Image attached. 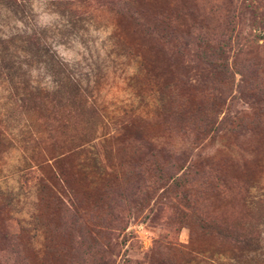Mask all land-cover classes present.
Segmentation results:
<instances>
[{
    "label": "rangeland",
    "instance_id": "374dc122",
    "mask_svg": "<svg viewBox=\"0 0 264 264\" xmlns=\"http://www.w3.org/2000/svg\"><path fill=\"white\" fill-rule=\"evenodd\" d=\"M261 197L264 0H0V264H239Z\"/></svg>",
    "mask_w": 264,
    "mask_h": 264
},
{
    "label": "trees",
    "instance_id": "16d2710c",
    "mask_svg": "<svg viewBox=\"0 0 264 264\" xmlns=\"http://www.w3.org/2000/svg\"><path fill=\"white\" fill-rule=\"evenodd\" d=\"M79 1L82 2L83 0H79ZM43 61L46 65L57 64L58 66H61L63 64L62 60L60 59L56 60L54 57L53 58L49 57V60H43ZM62 73L60 74L62 75ZM54 75L57 74L55 72H51L49 74V77L52 79L49 80V82L47 81L43 83L40 82V85L37 87V91L41 95L46 93L50 94L57 88H59L60 90L63 86H69L70 84L75 86L76 85L78 86V84H80L79 79L72 74H68V73L64 74L63 76L64 78H61L59 80H55L53 78ZM84 91L86 92V89H84ZM90 99L91 96H89L87 92L85 95L81 96V100L83 101L84 104H93L91 103L92 99L91 100ZM159 105L156 106L151 105V106H154V108L161 110V105L160 106ZM143 114L144 113L141 112L140 109H138V113H137L138 118L143 117ZM146 114H148V112ZM121 128L124 129V127ZM142 138L143 137L141 136L140 139ZM208 186L214 188L219 194H221L222 192L225 193L226 192L225 190L228 191L233 190V186L228 184V182L224 181V179L222 178H219L218 182L214 184V186H210V184ZM256 203L258 204V207L260 209L259 213H261L259 219L258 217H254V219L256 218L257 226L255 224V228L253 229L250 228L251 231L248 232L243 239H241L236 234L232 233V231L229 234H224L223 237L226 239H222V241L224 240V242H229V243L231 242V245H227L229 246V248L218 247L215 251H217V254L219 256L225 255V257L229 258L232 262H236L239 264L241 263L264 264V231L261 229V226L264 225V197L263 198L261 197L259 201Z\"/></svg>",
    "mask_w": 264,
    "mask_h": 264
}]
</instances>
